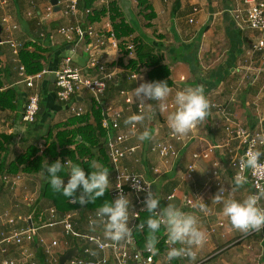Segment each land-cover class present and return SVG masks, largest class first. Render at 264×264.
Masks as SVG:
<instances>
[{"label":"crops","instance_id":"0c3cea01","mask_svg":"<svg viewBox=\"0 0 264 264\" xmlns=\"http://www.w3.org/2000/svg\"><path fill=\"white\" fill-rule=\"evenodd\" d=\"M31 1H36L41 8H44L43 0H9L7 10H3L4 15L2 16H11L12 23L18 25V29L14 32L2 25L3 43L0 45V80L3 83V88L0 91L15 89L18 99L17 104L15 101L16 109H0V135H13L7 151L2 154L3 161L7 166L31 145L43 149L45 142L48 141V136L57 134L59 125L73 117L68 109L69 105L60 102L56 97V92L50 91L46 96L42 95V114L37 122L39 123L42 116L43 122L53 128L46 135L40 136L37 129H43V125L36 123L34 127L30 128L21 125V116L31 91L21 83L20 65L7 40L12 38L23 44L34 41L48 49L46 54L50 59L49 63H46L45 69L53 72L70 54V46L58 34V29L65 23L60 11L50 19L29 18L27 15L32 11ZM110 1L97 0L94 6L101 9L103 6H108ZM118 1L127 22L134 28L133 37H138L153 48L156 54L162 56L163 64L170 68L173 82L169 96L164 101H141L140 98L135 97L133 90L141 83L149 82L147 70L141 72L137 80L130 81L126 74L128 69L121 66L119 62L123 53H118L110 48L104 51L105 61L110 64L111 68L117 69L119 72L117 83L122 84V90L128 92L135 104H144V111L139 114L136 106L128 108L124 98L120 96V91L113 88L114 82L109 83L103 103H109L123 110L125 119L134 114L142 115L144 119L138 121L139 133L145 128L151 133V138L143 141L137 139L139 133L133 136L129 144L142 147L136 156L140 162L136 164L131 159L127 161L128 167L134 171L142 172L141 167L148 170L144 162L145 158L149 168L156 160L159 162L156 156L149 153V148L155 142L169 140L171 130L167 125V115L175 108L176 92L186 87H202L209 102L208 113L202 121L195 125L194 129H191L183 137L182 142L176 144L180 150V159L174 165L172 172L156 181L155 189L162 198L160 207L163 208L162 205L166 206L168 203H172L184 211L182 209L183 197L200 192L201 201L206 204L207 213L202 214L200 210L184 212L195 214L199 220V226L206 233L211 226L216 225L219 221H224L225 226L219 228L217 233L197 250L196 262L214 258L212 255L218 253L215 250L220 249V252L226 251V253L217 258L220 260L218 264H252L253 261L256 264H264V229L260 233L252 235L249 232L234 229L230 221L222 215L221 205L212 202V197L218 191L213 174L216 170L215 162L221 164L220 178L224 182L227 195L231 194L234 198L241 199L254 193L249 182L236 191L230 192L234 173L226 168L229 160L227 156H216L211 160L198 162V169L193 181L205 183V187L201 188L197 183L193 185L194 188L199 187L198 189H192L188 193L187 190H181L182 184L190 186L192 183V181L184 179V172L187 166L192 163V154L195 151L218 144L223 146V154L226 155L228 150L238 148L237 141L227 139L226 122L212 107L213 103L225 106L233 114L234 119L242 125L264 133V71L259 70L258 60H255V64L252 65L247 55L252 42L262 33L250 29L243 21L235 20V10L245 8L242 0H148V5L151 6V10L148 9V11H144L145 9L139 5L137 0ZM151 12L154 17L148 20L145 14ZM134 18L138 20V24H133ZM108 20L105 18L99 25L104 26ZM56 23L59 26L54 27ZM131 37L128 39H132ZM73 59L74 66L84 69L90 60V53L87 49L77 46ZM51 76L45 77L42 82L43 91L50 87ZM78 98H80L77 100L79 104L82 103L81 105L85 107L87 113H91L92 105L95 103L92 97L87 95L84 98ZM159 103L168 105L166 112H160ZM170 105H174V107L171 108ZM103 114L104 109L102 108ZM242 118L243 120H241ZM129 126L126 125L124 131L128 132ZM146 148H148L147 152H145ZM261 152H264V149ZM149 172L150 174L145 172L146 176L153 180L154 177L151 171ZM1 178L2 176H0V216L8 212L12 218L17 220V224L12 225L1 219L0 230L10 233L16 227L25 226L24 219L26 217L34 215L37 210L41 211L50 206V202L42 200V191L47 182L44 171L34 175L21 172L15 177L8 176L7 181H3ZM109 178L113 185L111 173ZM112 185L109 186V192ZM173 189H177L178 198L167 202L166 197ZM261 204L264 207V195ZM61 233V228L58 227L42 230L39 234L47 239L59 237L64 241L66 238L62 237ZM9 247V257L20 258L21 250L14 245ZM26 249L33 250L40 264H45L46 257L40 252L36 243L27 246ZM253 249L259 250V254H254L251 251ZM215 260L210 259L204 264H216Z\"/></svg>","mask_w":264,"mask_h":264},{"label":"built area","instance_id":"2783aa9c","mask_svg":"<svg viewBox=\"0 0 264 264\" xmlns=\"http://www.w3.org/2000/svg\"><path fill=\"white\" fill-rule=\"evenodd\" d=\"M52 0H43L44 8H41L36 1H31L32 11L28 13L29 18L50 19L56 14L55 6L51 3ZM80 0H59L60 14L65 23L58 29V34L69 45L70 54L65 57L60 67L55 71L48 69L34 75H28L24 65L20 61V51L24 44L10 38L7 43L11 46L13 53L19 63V76L23 83L31 93L29 94L22 115V123L35 124L41 110V87L45 77L56 74L55 92L57 99L63 104H68V109L72 116L81 117L87 113L85 107L79 104L78 97L84 98L89 95L93 101L104 109V119H102V128L106 131L107 150L111 166V174L113 185L110 189V196L114 200L121 194L127 195L131 200L130 221L129 226L132 227V239L120 242H113L104 236L102 225H92L90 221L96 220V211L83 213L80 209L60 214L55 208L43 211L42 214L35 219V216H28L25 220V226L16 227L10 233L0 230V264H40L36 253L33 250L26 249L27 246L36 243L40 252L45 255V264H60V257L68 251L77 249L78 254L66 261L65 264H174L177 260L179 264H204L208 260L196 262L187 257H179L171 260L166 259V253L170 246L179 247L178 244L170 245L168 240H165L166 249L153 256L146 249H140L135 237V232L138 229V222L142 214L148 212L144 207V201L148 191L156 192L155 183L161 177L172 172L174 165L180 159V150L177 143L183 141L178 139L170 131L169 140L153 143L149 148V153L158 158L159 164L152 163L150 171L154 177L153 180L147 178L145 171H134L128 167L127 161L133 159L138 164L140 162L137 154L142 147L139 145L129 144L133 136L138 134L140 127L138 122L135 123V129L129 126V131H124L126 124L125 114L123 110L103 103L109 83L116 84L119 79L117 69L110 67V64L105 61L103 54L108 48L116 50L118 53L123 50L128 52L130 56L136 54V45L132 40H127L124 44L116 36L113 27L108 20L105 25L99 23H87L79 10ZM244 9H237L234 12V18L237 21L245 22L252 30L262 33L254 42H252L247 55L252 63L255 60L259 62V70L264 71V0H242ZM9 5V0H0V9L4 10ZM88 11L87 13H89ZM193 22V21H191ZM1 24L8 27L11 32L18 29V25L12 23L11 16L1 18ZM44 37V34H42ZM87 40V51L90 53V60L86 68H79L73 65L74 53L77 49L79 41ZM121 73V72H120ZM123 73V72H122ZM127 79L134 81L133 77L139 78L140 73L134 71H126ZM136 79V80H137ZM120 96L124 98L128 108L136 106L137 113L144 111V104H135L126 90L120 91ZM152 101L150 99H145ZM171 108L174 105H170ZM212 107L216 110L226 122L225 132L228 140L238 142L236 149H230L223 154L222 145H210L208 148L200 149L192 154V163H190L184 172L186 181H193L198 169V162L211 160L216 156H227L228 163L226 168L235 174L240 171L239 161L249 149L263 150L264 133L262 131H254L250 127L242 125L234 119L233 114L228 109L218 103H213ZM195 126L192 128L194 129ZM135 159V160H134ZM261 166L257 169H245L243 175L247 177L253 188L254 193L264 194V156H261ZM68 160L62 162L66 164ZM71 162V161H70ZM72 163V162H71ZM143 166V164H142ZM216 170L214 171L215 186L219 189L224 187V182L220 178L221 164L215 162ZM129 179L125 181L127 178ZM69 178V177H68ZM67 178V180H68ZM3 181L8 180V176L1 178ZM67 180L65 182H67ZM125 181V182H124ZM122 184L117 187V183ZM227 195V190L225 191ZM158 195V194H157ZM159 196V195H158ZM262 196L259 200V205L262 206ZM160 197V196H159ZM201 193H194L183 197L182 209L199 210L197 204L202 203ZM161 198V197H160ZM178 198L177 189L166 197L167 202H171ZM162 199V198H161ZM76 199L71 200V204H76ZM159 210V209H157ZM201 212V211H200ZM202 214H206L201 212ZM12 225L17 224V220L11 217L6 212L0 216ZM225 226L224 221H219L207 231V241L212 235L216 234L219 228ZM61 228L62 235L70 241H62L59 238L47 239L39 233L42 230ZM140 229V228H139ZM258 231H248L251 235L260 233ZM14 245L21 250L20 258H10V247ZM63 249L62 254H57L56 250ZM212 259V258H210ZM209 259V260H210Z\"/></svg>","mask_w":264,"mask_h":264},{"label":"clouds","instance_id":"9594fccd","mask_svg":"<svg viewBox=\"0 0 264 264\" xmlns=\"http://www.w3.org/2000/svg\"><path fill=\"white\" fill-rule=\"evenodd\" d=\"M134 81L137 79L133 77ZM135 97L141 101L150 99L152 101H164L170 93V87L167 81H152L141 83L133 90ZM175 108L167 115V125L178 139H182L190 130L200 121H202L209 108V102L200 86L186 87L177 91L174 97ZM161 113L168 109L166 103L158 105ZM142 115H131L125 119L126 125H131L135 129V123L143 120ZM151 138L150 131L145 128L140 132L137 139L143 141ZM264 143V140L261 141ZM261 156L264 152L249 149L239 161V168L233 177V186L230 192H234L247 183V177L243 175L245 169H257L261 166ZM90 172L86 173L85 168L78 163H71L70 159L66 164L58 159L52 164L46 161L44 171L47 174L48 181L55 191L61 192L65 197L74 198L78 188H81L83 195L75 197L81 204L89 201H95L105 195V192L112 185L109 178V169L92 160L88 164ZM67 169V182L61 172ZM129 177L125 180L127 181ZM124 181V182H125ZM122 184L117 183V187ZM225 187L221 186L217 193L212 197V202L221 205V213L226 217L231 226L239 231H258L264 229V207L259 205L261 195L251 193L247 196L237 199L231 194L225 196ZM161 198L156 192L148 191L144 201V207L149 213H153L145 222L137 227L144 229L147 227L149 234L146 238L145 249L153 256L159 253L156 247L158 244L157 233L163 229L167 234V240L170 245L179 244L181 247L170 246L166 253L167 261L179 257H187L195 260L197 250L206 243L207 235L205 230L199 226V220L195 214L186 213L172 203H168L163 208L160 207ZM131 200L121 194L116 199L106 201L96 210V220L90 221L92 225H102L104 236L113 242H120L132 239V227L130 221ZM201 212L206 213V204H197ZM159 209V210H157Z\"/></svg>","mask_w":264,"mask_h":264},{"label":"trees","instance_id":"16d2710c","mask_svg":"<svg viewBox=\"0 0 264 264\" xmlns=\"http://www.w3.org/2000/svg\"><path fill=\"white\" fill-rule=\"evenodd\" d=\"M97 0H80L79 10L81 16L87 23H102L105 18L109 19L116 36L124 44L128 38H130L134 33V28L129 25L125 15L121 11L118 0H111L108 6H103L101 9L95 8V2ZM139 5L145 10H151V6L148 5V0H137ZM2 10V9H0ZM90 11L89 13H87ZM148 20L154 17L153 12L145 14ZM137 47L136 57L129 58V53L123 50L122 58L120 59L121 66L128 70L136 72L138 65L146 67L148 70V80L152 81H167L169 87L173 86L171 80L170 68L163 64V59L160 54H156L155 50L149 45L144 43L139 38L132 39ZM49 50L39 45L37 42L25 43L20 51L21 63L24 65L28 75H34L42 72L45 69L46 63H49V55L47 52ZM53 52V51H50ZM53 56V54H51ZM1 71V70H0ZM3 88V83L0 80V89ZM113 88L121 91L122 84L117 83L113 85ZM49 88L41 89V103L42 107V95L46 96L49 94ZM18 102L17 91L15 89H9L6 91H0V109L11 108L16 109L15 104ZM97 108L94 103L91 108V113H87L81 117H71L65 123H61L58 127L59 131L56 134V138L52 139L53 134H50L48 140L45 144L44 149H39L36 145L29 146L22 154H20L15 161L11 162L8 166L5 164L2 158V154L7 151L9 144L12 141L13 135H0V176H11L15 177L18 174H38L44 171L46 161L48 164L54 163L60 157L63 159H70L72 163H78L85 168L86 173L90 172L88 164L92 160L98 161L99 164L107 167L109 169V174L111 173V166L108 157L107 150V136L106 131L102 128V119H104V114L102 115V108L100 105ZM94 115V121L92 120V115ZM80 138V140H79ZM148 151L146 148L145 152ZM145 164L148 168V173L150 174V168L148 166V161L144 159ZM134 167V163H132ZM45 172V171H44ZM67 174V169L61 172L62 176ZM47 182L42 191V200L50 202V206L46 209L55 208L58 213L66 214L68 212L80 209L81 212L90 213L97 210V208L106 201H111L109 190L105 192V195L98 198L95 201H89L85 203V206L81 205L77 200L76 204H71V200L75 197H79L83 193L81 188H78L74 198L65 197L61 192L55 191L48 181L47 174L45 172ZM68 176H65V181ZM46 209H43L44 211ZM43 210L35 211L33 217L35 219L42 214ZM153 213L146 212L142 214L138 225L145 222ZM149 234L147 227L144 229H137L135 232V237L140 249L145 248L146 238ZM158 237V244L156 247L160 252L166 249L165 240L167 239V234L163 227L156 234ZM65 241H70V239H65ZM174 264H179L177 260L173 261Z\"/></svg>","mask_w":264,"mask_h":264},{"label":"rangeland","instance_id":"374dc122","mask_svg":"<svg viewBox=\"0 0 264 264\" xmlns=\"http://www.w3.org/2000/svg\"><path fill=\"white\" fill-rule=\"evenodd\" d=\"M118 3H119V1H118ZM120 5V4H119ZM120 8H121V6H120ZM5 10H7V8H5ZM0 11H2V12H0V21H1V18H2V16L4 15V12H3V10H0ZM121 11H122V8H121ZM123 12V11H122ZM135 22H133V24L134 23H136V24H138L139 22H138V20L136 19V18H134L133 19ZM101 24V23H100ZM57 26H59L57 23L54 25V27H57ZM258 33H260L259 31H257ZM132 39H135V38H138V37H133V35H132V37H131ZM132 39H127V40H132ZM87 44H88V41L85 39V40H82V41H79L78 42V44H77V46L78 47H81V48H84V49H87ZM137 48V47H136ZM137 50V49H136ZM123 52V51H122ZM137 52V51H136ZM123 55V54H122ZM122 55H121V57H122ZM129 58H135L136 57V54L134 55V56H128ZM144 70H147V72H148V70L149 69H147L146 67H143V66H141V65H138V67H137V69H136V72H139V73H141V72H144ZM96 106H97V108L99 107L98 106V104H96ZM42 113H41V110H40V114L38 115V119H39V117H40V115H41ZM87 114V113H86ZM92 116H93V118H94V115L92 114ZM22 117V116H21ZM92 118V120H94ZM38 119H37V121H38ZM241 120H243V118L241 119ZM22 121V120H21ZM36 123H38V122H36ZM35 123V124H36ZM35 124H26V123H22L21 125H26V127L28 128H30V127H34V125ZM38 125H43L44 126V128L43 129H41V130H39V129H37L38 131V133H39V135L40 136H42L43 134L44 135H46L52 128H53V126L50 128V126L49 125H47V124H45L44 122H43V119H42V116H41V118H40V120H39V123H38ZM142 130H143V128H142ZM49 137V136H48ZM55 139L56 138V134H54V136L52 137V139ZM49 141V140H48ZM47 142V141H46ZM46 142H45V144H46ZM44 144V145H45ZM46 146H43L42 148L44 149ZM59 160L61 161V162H64V161H66V160H69V159H63V158H59ZM149 161H152V159H149ZM98 162V161H97ZM154 163H157V164H159V162H157V160L154 162ZM153 163V164H154ZM141 169H143L142 171H147L148 172V170L145 168V167H141ZM145 171V172H146ZM181 183V182H180ZM197 183H199L200 184V187L201 188H204L205 187V183L203 184V183H200L199 181H192V183L190 184V186H184V184H182V186H183V188L181 187V190H187L186 192L188 193V191H192V189H198V188H194V185L193 184H197ZM179 184V183H178ZM202 184V185H201ZM192 185V186H191ZM199 186V185H198ZM200 190H202V189H200ZM200 190H198V191H200ZM165 205H162V207H164ZM61 235H62V233H61ZM62 237H63V235H62ZM59 238V237H58ZM63 249L61 248V249H59V250H56V253L57 254H62L63 253V251H62ZM220 249H216L215 250V252L217 253V254H214V255H212L214 258H212V259H216L215 261H216V264H218V262L220 261V260H218L217 258L218 257H220V256H222L224 253H226V251H222V252H220L219 251ZM252 252H254V254H259V250L257 251L256 249L254 250H251ZM214 252V253H215ZM210 258H207V260H209ZM252 264H256L255 263V261H253V263Z\"/></svg>","mask_w":264,"mask_h":264},{"label":"water","instance_id":"95a60500","mask_svg":"<svg viewBox=\"0 0 264 264\" xmlns=\"http://www.w3.org/2000/svg\"><path fill=\"white\" fill-rule=\"evenodd\" d=\"M51 3L55 6V12L58 13L60 11L59 0H52ZM2 33H3V26L0 23V45L3 43ZM55 82H56V74L53 73L51 76L50 87H49V90L51 92H55L56 89ZM78 99L80 100V98ZM81 195H83V193H81ZM83 206H85V204H83ZM77 254H78L77 249L68 251L65 255H62L60 257V264H65L66 261L70 260L72 257L77 256Z\"/></svg>","mask_w":264,"mask_h":264}]
</instances>
